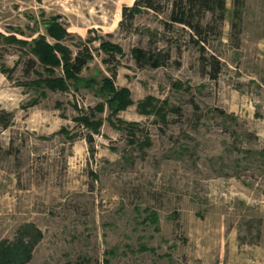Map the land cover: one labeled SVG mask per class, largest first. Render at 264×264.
Returning <instances> with one entry per match:
<instances>
[{"label": "rangeland", "instance_id": "rangeland-1", "mask_svg": "<svg viewBox=\"0 0 264 264\" xmlns=\"http://www.w3.org/2000/svg\"><path fill=\"white\" fill-rule=\"evenodd\" d=\"M134 2L0 0L5 36L55 44L57 18L61 43L93 54L54 92L31 84L29 46L0 39V116L12 114L0 120V264H264V0H243L239 20L227 0L206 60L189 29L165 28L168 9L121 26ZM103 41L123 53L109 58ZM139 47L171 58L139 65ZM114 70L133 101L117 114L103 89Z\"/></svg>", "mask_w": 264, "mask_h": 264}, {"label": "trees", "instance_id": "trees-1", "mask_svg": "<svg viewBox=\"0 0 264 264\" xmlns=\"http://www.w3.org/2000/svg\"><path fill=\"white\" fill-rule=\"evenodd\" d=\"M242 3L243 0H234L235 19L239 20L241 18L240 7ZM165 9L169 10V19L164 22L165 28L170 30L174 25H182L185 29H189L190 41L200 46L202 58L206 60V44L209 38L222 34L221 26L226 20L227 0H135L133 6L123 7V20L120 25L124 26L127 20L133 25L136 17L145 10L163 12ZM232 26L236 27L237 23L232 22ZM45 28L48 35L56 41L55 44L50 43L46 35H40L33 39L32 42H29L18 39L15 35L5 36L0 32V39L30 47L28 54L33 55L34 58H29L27 61L26 73L31 75L34 72L38 77V79L31 81V84L54 92H68L71 89V81L75 82V84L81 81L82 78L80 76L83 70L93 59L91 48L88 45H84L74 54L70 48L63 45L61 41L71 35L57 18L47 22ZM101 49L109 58H114L116 55L123 53V48L120 45L108 41L101 43ZM133 53L139 65L148 62L154 68L164 65L171 58L169 50H159V52L151 50L147 52L139 47ZM211 57L212 78L216 79L221 69V63L216 56ZM37 65L43 68V72L37 71ZM57 69H61L63 74L59 75ZM2 70L9 72L4 65ZM116 75V70H114L113 77L106 78L103 87L104 91L111 94L108 103L114 114L125 110L133 103L131 92L128 88L117 89L115 87L113 79ZM152 101L153 98H148L146 102L141 104L143 111H146V107L151 105ZM100 109L102 110V108ZM0 120L4 127L7 128L12 122V114L6 113L4 116H0ZM80 120L85 125L93 127L95 131H98L101 126L100 121L92 122L88 117H82ZM162 120L166 121V115L162 116ZM89 140L92 142V137Z\"/></svg>", "mask_w": 264, "mask_h": 264}]
</instances>
